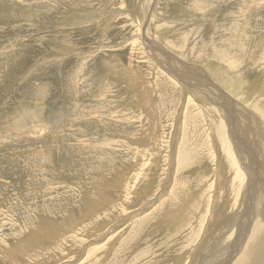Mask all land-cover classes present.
<instances>
[{"label": "rangeland", "instance_id": "obj_1", "mask_svg": "<svg viewBox=\"0 0 264 264\" xmlns=\"http://www.w3.org/2000/svg\"><path fill=\"white\" fill-rule=\"evenodd\" d=\"M151 2L0 0V264H197L243 208L247 182L236 206H214L213 191L232 177L218 169L234 144L226 134L222 150L216 137L229 126L158 67L156 43L148 52L141 24ZM148 28L264 116V0H159Z\"/></svg>", "mask_w": 264, "mask_h": 264}, {"label": "bare ground", "instance_id": "obj_2", "mask_svg": "<svg viewBox=\"0 0 264 264\" xmlns=\"http://www.w3.org/2000/svg\"><path fill=\"white\" fill-rule=\"evenodd\" d=\"M159 0H153L151 2L152 6L149 9L150 12L148 13V16L146 15V20L142 22L141 28H143L142 36L144 37V45L147 47L148 52L150 53V50L153 49L152 45L153 43H156L158 45V50L162 52V58L161 56H157L154 52L152 57H156V62L159 65L158 67H163L172 78L178 80L184 87L185 90H188V92H192L198 95L200 100L203 103L206 104H212V106H215L218 109V112L220 113V116L222 117V120L224 121L227 126H229V132L227 133L225 131H221L220 133L216 134L217 139L223 140L220 149L223 150V147H226L225 144H227V136H229V140L231 143L234 144L235 149L232 148V150H236L237 155L230 150L231 145L226 148L224 157L226 159V162H219V176H224V173H226L228 176L232 174V177L226 178V181H228L227 187L222 186V190L220 192V189H216L213 191V193L216 191V193L213 194L214 200V206L219 207L224 204L230 205L233 202V199L235 201V196L238 194L240 195V187H242L243 183L247 182V187H245L246 192L245 194H242L241 197L244 196V205L243 208L241 207V203L238 207V213H234L232 218L229 219V223H225V227H222L223 229L219 232V235H217L214 239L211 240V242L208 245H205L204 248L201 247L202 243L200 244L202 251L200 253V258L198 259L199 262L197 264H264V116L258 115V109H261V106L255 107V104H245L244 102L239 101L235 96L229 94L228 92L224 91L219 85L214 81V78L211 76L210 72L206 71L204 68L199 66L197 63H191V61H186L179 55L178 53L174 52V50L170 49L164 44H161L158 40L155 38H152V35L150 33L149 23L151 19L153 18V9L155 8V5L158 3ZM140 30V29H139ZM117 49V48H116ZM115 52V51H114ZM132 53V52H131ZM182 53V52H181ZM151 55V54H150ZM160 55V54H159ZM134 57V56H133ZM153 57V58H154ZM114 61V60H113ZM117 61V60H116ZM114 64V63H113ZM134 64V63H133ZM112 65V64H110ZM138 68V67H137ZM116 70V68H114ZM119 69V68H117ZM138 70V69H137ZM129 71V70H128ZM162 72V71H161ZM165 72V73H167ZM119 73V72H118ZM122 73V72H121ZM164 73V74H165ZM128 75V74H127ZM132 77V76H130ZM143 77V76H142ZM174 82V81H173ZM179 83V84H180ZM143 88V87H142ZM182 92V90H181ZM249 92V91H248ZM252 93L250 92L249 98H252ZM168 94V93H167ZM184 94V92H183ZM186 94V93H185ZM188 94V93H187ZM191 98V97H190ZM248 99V98H247ZM254 99V98H252ZM143 101L145 99H142ZM192 100V99H191ZM183 101V100H182ZM146 102V101H145ZM185 102V101H184ZM158 103V102H157ZM199 103V102H198ZM145 105V104H144ZM180 107V106H179ZM178 107V109H179ZM187 107V106H186ZM255 107L257 111L253 108ZM187 109V108H186ZM76 110V109H75ZM182 110V109H181ZM184 110V109H183ZM189 110V109H188ZM193 110V109H192ZM213 110V109H212ZM77 111V110H76ZM180 111V110H179ZM185 111V110H184ZM261 111V110H260ZM264 111V109L262 110ZM143 112V111H142ZM214 115H216L215 111H212ZM189 113V112H188ZM180 114V113H179ZM183 114V113H182ZM264 114V112H263ZM66 115V114H65ZM194 115V114H193ZM196 115V114H195ZM142 116V113H141ZM146 116V115H145ZM183 116V115H182ZM181 116V117H182ZM192 116V115H191ZM45 117V116H44ZM132 117V116H131ZM217 117V116H216ZM13 118V117H12ZM11 118V119H12ZM150 118V117H149ZM46 119V118H44ZM129 119V118H128ZM178 120V119H177ZM71 121V120H70ZM73 121V120H72ZM147 121V119H146ZM141 122V120H140ZM7 123V122H6ZM38 123V121H37ZM40 123V122H39ZM37 125V124H36ZM35 125V126H36ZM107 126V125H106ZM55 127V126H54ZM62 127V125H61ZM64 127V126H63ZM39 128V127H37ZM36 128V129H37ZM53 128V127H51ZM60 128V127H59ZM41 129V127H40ZM45 129V128H42ZM41 129V130H42ZM19 130V129H18ZM38 130V129H37ZM49 130V129H48ZM109 130V129H108ZM117 130V129H116ZM38 132V131H37ZM42 132V131H41ZM46 132V131H45ZM211 132V131H210ZM224 132V133H223ZM40 133V132H39ZM37 133V134H39ZM167 133V132H166ZM214 135V134H213ZM176 138V137H175ZM226 139V140H225ZM217 140V141H218ZM220 140V141H221ZM159 141V140H158ZM129 142V141H128ZM171 144V143H169ZM174 144V143H173ZM105 145V144H104ZM97 146V145H96ZM152 146V144H151ZM175 146V145H174ZM247 147L252 148V150H248ZM255 148V149H254ZM103 149V147L101 148ZM144 148H141L143 150ZM225 149V148H224ZM254 149V150H253ZM96 150V149H95ZM152 150V148H151ZM97 153L99 152L96 150ZM95 151V152H96ZM150 152V151H149ZM148 151L145 150L144 154L146 155ZM175 153L173 152V158L175 160ZM101 154V152H100ZM104 154V153H103ZM107 154V153H106ZM143 154V153H142ZM149 154V153H148ZM169 155V154H168ZM99 156V154H97ZM106 156V155H105ZM109 155H107L108 157ZM141 156V155H140ZM144 156V155H143ZM155 156V155H154ZM171 156V155H170ZM110 157V156H109ZM151 157V156H150ZM169 157V156H168ZM95 158V157H94ZM153 158V157H152ZM115 159V158H114ZM132 159V158H131ZM139 159V158H138ZM143 159V158H142ZM168 159V158H167ZM238 159L239 162H236ZM111 160V159H110ZM134 160V158L132 159ZM149 160V159H148ZM156 160V159H155ZM153 160V163L154 161ZM105 161L108 163V160L106 161L105 157L99 158L98 163H103ZM112 161V160H111ZM241 161V162H240ZM114 162V161H113ZM116 162V161H115ZM128 162V161H127ZM133 162V161H132ZM176 162V161H175ZM110 163V162H109ZM152 163V162H151ZM244 164L246 166V169L243 170V166L241 164ZM104 164V163H103ZM132 164V163H131ZM223 164V167H222ZM239 164V166H238ZM133 165V164H132ZM178 165V164H177ZM117 166V165H116ZM157 166V165H156ZM176 167V164L173 161V168ZM222 167V168H221ZM100 168V167H99ZM98 168V170H99ZM136 168V167H135ZM139 168V167H137ZM127 169V168H126ZM142 169V168H141ZM144 169V168H143ZM148 169V168H146ZM170 169V168H168ZM231 169V171L228 173V170ZM97 170V171H98ZM123 172H125V169H122ZM136 171V170H135ZM138 171V169H137ZM146 171V170H145ZM144 171V172H145ZM163 171V170H162ZM168 171V170H167ZM216 171V170H215ZM122 172V171H121ZM126 173V172H125ZM135 173V172H134ZM137 173V172H136ZM169 174V171L167 172ZM218 173V172H217ZM123 174V173H122ZM128 174V173H127ZM126 174V175H127ZM139 172L137 173V175ZM142 174V173H141ZM146 174V173H145ZM172 174V173H171ZM125 175V176H126ZM137 175L135 177H137ZM226 175V176H227ZM128 176V175H127ZM131 176H134L133 173ZM144 176V175H143ZM142 176V178H144ZM149 176V175H148ZM218 176V175H217ZM121 177V176H120ZM130 177V176H129ZM128 177V178H129ZM215 177V176H214ZM127 178V179H128ZM132 178V177H130ZM138 178V177H137ZM137 178H135L137 180ZM164 178V177H163ZM177 178V177H176ZM219 178V177H218ZM122 179V178H119ZM126 179V181H127ZM107 180V179H106ZM129 182L132 179H128ZM134 180V178H133ZM142 180V179H141ZM139 180V181H141ZM145 180V179H144ZM122 181V182H121ZM120 182L123 183V180ZM138 181V180H137ZM175 181V180H173ZM185 181V180H184ZM110 182V181H109ZM113 182V181H111ZM128 182V181H127ZM133 182V181H132ZM178 182V181H177ZM114 183V182H113ZM116 183V182H115ZM147 183V182H146ZM111 184V183H108ZM129 184V183H127ZM171 184H173L171 181L167 180L166 184L162 187L161 192L159 194V197L157 199L161 200V204L163 206L164 200H162V197H165L166 194L170 193V189H173V186L171 187ZM217 184V183H216ZM226 184V183H225ZM112 185V184H111ZM109 185V186H111ZM223 185V183H222ZM98 186V185H97ZM102 186V185H101ZM108 186V187H109ZM135 186V185H134ZM138 186V185H137ZM149 186V185H147ZM175 186V185H174ZM99 187V186H98ZM112 187V186H111ZM117 188V186H115ZM114 187V188H115ZM122 187V186H121ZM131 187V186H130ZM136 187V186H135ZM220 187V186H218ZM89 188V187H88ZM140 188V187H139ZM152 188V187H151ZM120 190L122 188H119ZM118 189V191H119ZM127 189V186H126ZM132 189V188H131ZM171 189V190H172ZM212 189V188H211ZM130 191V189H128ZM158 190V189H157ZM238 190V193H237ZM101 191V190H100ZM99 191V192H100ZM106 191V190H105ZM104 191V192H105ZM123 191V189H122ZM132 191V190H131ZM130 191V192H131ZM139 191V190H138ZM111 192V191H110ZM121 192V191H120ZM125 192V191H124ZM157 192V191H156ZM101 193V192H100ZM123 193V192H122ZM133 193V192H132ZM136 193V192H135ZM142 193V192H141ZM115 194V193H114ZM137 194V193H136ZM129 197L130 193L128 194ZM127 195V196H128ZM101 196V195H100ZM121 196V195H120ZM89 197V195H88ZM91 197V196H90ZM126 197V196H125ZM187 197V196H186ZM198 197V196H196ZM212 197V195H211ZM55 198V197H54ZM100 198V197H99ZM135 198V197H134ZM189 198V196L187 197ZM186 198V199H187ZM64 199V198H63ZM132 199V198H131ZM140 199V198H139ZM178 199V198H177ZM200 199V198H199ZM213 199V198H212ZM126 200V199H125ZM185 200V199H184ZM183 200V201H184ZM198 198L196 199L197 202ZM89 200H87L88 202ZM131 201V200H130ZM179 201V199H178ZM207 201V200H206ZM210 201V200H209ZM116 202V201H115ZM133 202V200H132ZM171 202V201H170ZM208 202V201H207ZM64 203V202H62ZM102 203V202H101ZM106 203V202H105ZM121 203V202H120ZM127 203V202H126ZM186 202H181V209L185 210L189 207V204H185ZM199 203V202H198ZM210 203V202H209ZM237 200L234 202V205H237ZM157 204V203H156ZM159 204V203H158ZM179 204V203H178ZM106 207L107 205L104 204ZM103 205V206H104ZM122 205V204H121ZM129 205V204H128ZM167 205V204H166ZM171 205V204H170ZM177 205V204H176ZM180 205V204H179ZM200 205V204H199ZM66 206V205H65ZM100 206V205H99ZM124 206V202H123ZM127 206V205H126ZM157 206V205H156ZM198 206V205H196ZM227 207V206H226ZM56 208V207H55ZM61 208V207H60ZM66 208V207H65ZM97 208V207H96ZM101 208V206H100ZM127 208V207H126ZM146 208V207H145ZM191 208V207H190ZM242 208V210H241ZM67 209V208H66ZM147 209V208H146ZM145 209V210H146ZM155 209V208H153ZM152 209V210H153ZM179 209V208H178ZM65 210V209H64ZM73 210V209H72ZM98 210V209H97ZM102 210V209H101ZM120 210V209H119ZM122 210V209H121ZM153 214L154 217L161 214V212L164 210L163 207L155 209ZM173 210V209H172ZM176 210V209H175ZM174 210V211H175ZM220 210H222L220 208ZM228 210V208H227ZM43 211V210H42ZM93 211V210H92ZM99 211V210H98ZM96 211V212H98ZM137 211V209H136ZM135 211V212H136ZM143 211V209H142ZM39 212V211H38ZM37 212V213H38ZM91 212V211H90ZM95 211H93L94 214ZM104 212V211H103ZM169 212V211H168ZM219 212V211H218ZM217 212V214H219ZM42 213V212H41ZM43 213H46L43 212ZM75 213V212H74ZM82 213V212H81ZM85 213V212H84ZM87 213V212H86ZM122 213H124L122 211ZM166 213V211H165ZM178 213V211H177ZM177 213L172 212L170 215V218L173 219L175 216H178ZM181 213V212H180ZM179 213V215H180ZM223 213V212H222ZM233 213V212H232ZM88 214V213H87ZM86 214V215H87ZM96 214V213H95ZM121 214V211H120ZM129 214V213H128ZM38 215V214H36ZM89 215V214H88ZM100 215V214H99ZM108 216V214H106ZM126 215V214H125ZM224 216V214H222ZM230 215V216H232ZM35 216V213H34ZM73 216V215H72ZM75 216V215H74ZM124 216V214H123ZM128 216V215H126ZM125 216V217H126ZM182 216V215H180ZM229 216V217H230ZM33 220V216L31 215ZM71 217V216H70ZM77 217V216H76ZM101 217V216H100ZM131 217V216H130ZM150 217V216H149ZM167 217V216H166ZM165 217V218H166ZM221 217V216H220ZM26 218V217H25ZM30 218V217H29ZM36 218H38L36 216ZM40 218V215H39ZM88 218V217H87ZM97 218V217H96ZM127 218V217H126ZM125 218V219H126ZM169 218V219H170ZM185 218V217H184ZM222 218V217H221ZM49 219V217H48ZM72 219V218H71ZM103 219V218H102ZM120 219V218H119ZM118 219V220H119ZM124 219V218H123ZM155 219V218H154ZM157 219V218H156ZM212 219V218H211ZM36 220V219H34ZM33 220V221H34ZM39 220V219H37ZM51 220V219H50ZM68 220V219H67ZM121 220V219H120ZM127 220V219H126ZM132 220V219H130ZM163 220V219H161ZM123 221V220H122ZM174 221V220H173ZM213 221V220H212ZM211 221V222H212ZM29 222V221H28ZM31 222V221H30ZM57 222V221H56ZM101 222V221H100ZM163 222V221H162ZM182 222V221H181ZM205 222V221H204ZM59 223V222H58ZM117 223V222H115ZM122 222L121 224H123ZM176 223V222H175ZM29 224V223H28ZM56 224V223H55ZM75 224V223H74ZM77 224V222H76ZM79 224V223H78ZM84 224V223H83ZM121 224L114 226L113 229L109 232L108 236L105 241H109L112 239L116 234L118 228L121 227ZM126 224V223H125ZM140 224V223H139ZM183 224V222H182ZM204 224V223H203ZM59 225V224H58ZM85 225V224H84ZM108 225V224H107ZM116 225V224H115ZM128 225V224H127ZM199 225V224H198ZM212 225V224H211ZM20 226V225H19ZM33 226V224L31 225ZM51 226V225H50ZM62 226V225H61ZM105 226V225H104ZM181 226V225H180ZM195 226V225H194ZM202 226V225H201ZM88 227V226H87ZM212 227V226H211ZM36 227H34L35 229ZM100 228V227H98ZM116 228V229H115ZM125 228V227H124ZM169 228V227H168ZM171 228V227H170ZM201 228V227H200ZM37 229V228H36ZM64 229V228H63ZM33 230V229H32ZM56 230V229H55ZM86 230V228H85ZM98 230V229H97ZM126 230V229H125ZM197 230V229H196ZM28 231V230H27ZM63 231V230H62ZM66 231V230H65ZM166 231V230H165ZM202 231V230H201ZM26 232V231H25ZM32 232V231H31ZM70 232V231H69ZM90 232V231H89ZM96 232V231H95ZM119 232V231H118ZM27 233V232H26ZM43 233V231H42ZM47 233V232H45ZM44 233V234H45ZM71 233V232H70ZM86 233V232H85ZM194 233V232H193ZM218 233V232H217ZM30 236L31 234L28 233ZM37 234V233H36ZM48 234V233H47ZM73 234V233H72ZM84 234V233H83ZM192 234V233H191ZM203 234V233H202ZM215 234V233H214ZM213 234V235H214ZM233 234V236H231ZM25 235V234H24ZM27 235V234H26ZM25 235V236H26ZM33 235V234H32ZM38 235V234H37ZM55 235V234H54ZM212 235V234H210ZM23 236V235H22ZM35 236V235H34ZM56 236V235H55ZM78 236V235H77ZM93 236V235H92ZM105 236V237H106ZM29 237V236H28ZM37 237V236H36ZM80 237V236H79ZM83 237V236H82ZM101 237V236H99ZM117 238V236H116ZM212 238V237H210ZM228 238L232 239L233 241L227 240ZM10 239V238H9ZM18 239V238H17ZM20 239V238H19ZM115 239V238H114ZM202 239V238H201ZM16 240V239H15ZM14 240V242H15ZM29 240V239H28ZM31 240V239H30ZM55 240V239H54ZM58 240V239H57ZM88 240V239H86ZM103 240V239H102ZM204 240V239H203ZM207 240V239H206ZM226 240V241H225ZM116 241V240H115ZM41 242V241H39ZM38 242V243H39ZM102 242V241H101ZM100 242V243H101ZM118 242V241H117ZM164 242V241H163ZM33 243V241H32ZM96 243V242H95ZM98 243V242H97ZM111 243V242H109ZM19 244V243H18ZM26 244V243H25ZM35 244V243H34ZM94 244V243H92ZM198 244V243H197ZM88 245V244H87ZM90 245V244H89ZM99 245V244H98ZM112 245V244H111ZM22 246V245H21ZM44 246V245H43ZM55 246V245H54ZM35 247V246H34ZM88 247V246H86ZM197 248V247H196ZM7 249V248H6ZM14 249V248H13ZM39 249V248H38ZM46 249V248H45ZM90 248H88L89 250ZM92 249V248H91ZM198 249V248H197ZM5 250V249H4ZM23 250V249H21ZM51 250V249H50ZM110 250V249H109ZM14 251V250H13ZM16 251V250H15ZM82 251V250H81ZM90 251V250H89ZM92 251V250H91ZM96 251V250H95ZM108 251V248H107ZM200 251V250H199ZM24 252V251H22ZM46 252V251H45ZM83 252V251H82ZM8 253V252H7ZM17 253V252H16ZM20 253V252H19ZM34 253V251H33ZM55 253V252H54ZM22 254V253H21ZM51 254V253H50ZM74 254V253H73ZM86 254V253H85ZM98 254V253H97ZM105 254V253H104ZM7 255V254H6ZM10 255V253H8ZM12 255V253H11ZM19 255V254H18ZM27 255V254H26ZM53 255V254H52ZM60 255V254H59ZM84 253L79 254L76 257V260L74 262L79 261L83 256ZM89 255V254H88ZM93 255V254H92ZM91 255V256H92ZM181 255V254H180ZM20 256V255H19ZM54 256V255H53ZM72 256V255H71ZM76 256V255H75ZM86 256V255H85ZM13 257V256H12ZM11 257V259H12ZM90 257V256H89ZM164 257V256H163ZM10 258V257H9ZM16 258V257H15ZM14 258V259H15ZM18 258V257H17ZM88 258V257H86ZM183 258V257H182ZM6 259V258H5ZM4 259V260H5ZM85 259V258H83ZM193 259V258H192ZM19 260V259H18ZM159 260V259H158ZM190 260V259H188ZM9 261V260H8ZM45 261V260H44ZM49 261V260H48ZM47 261V262H48ZM71 261V260H70ZM88 261V260H87ZM186 261V260H185ZM190 262V261H189ZM1 263V262H0ZM53 263V261H52ZM82 263V262H81ZM84 263V262H83ZM82 263V264H83ZM185 263V262H184ZM183 263V264H184ZM10 264V263H9ZM38 264V263H37ZM59 264V263H58ZM186 264V263H185Z\"/></svg>", "mask_w": 264, "mask_h": 264}]
</instances>
